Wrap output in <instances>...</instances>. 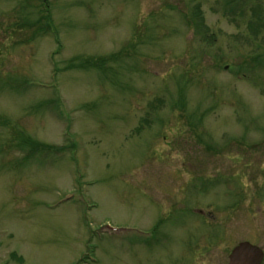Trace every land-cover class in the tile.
<instances>
[{
    "label": "rangeland",
    "instance_id": "1",
    "mask_svg": "<svg viewBox=\"0 0 264 264\" xmlns=\"http://www.w3.org/2000/svg\"><path fill=\"white\" fill-rule=\"evenodd\" d=\"M242 242L264 253V0H0V264Z\"/></svg>",
    "mask_w": 264,
    "mask_h": 264
},
{
    "label": "water",
    "instance_id": "2",
    "mask_svg": "<svg viewBox=\"0 0 264 264\" xmlns=\"http://www.w3.org/2000/svg\"><path fill=\"white\" fill-rule=\"evenodd\" d=\"M263 252L258 247L247 242L235 246L229 256L227 264H261Z\"/></svg>",
    "mask_w": 264,
    "mask_h": 264
},
{
    "label": "flooded vegetation",
    "instance_id": "3",
    "mask_svg": "<svg viewBox=\"0 0 264 264\" xmlns=\"http://www.w3.org/2000/svg\"><path fill=\"white\" fill-rule=\"evenodd\" d=\"M264 254V253H263ZM263 259H264V257H263ZM263 262V261H262Z\"/></svg>",
    "mask_w": 264,
    "mask_h": 264
},
{
    "label": "trees",
    "instance_id": "4",
    "mask_svg": "<svg viewBox=\"0 0 264 264\" xmlns=\"http://www.w3.org/2000/svg\"><path fill=\"white\" fill-rule=\"evenodd\" d=\"M89 67V66H88Z\"/></svg>",
    "mask_w": 264,
    "mask_h": 264
}]
</instances>
